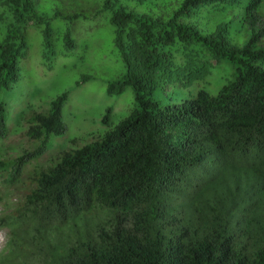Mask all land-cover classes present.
Returning <instances> with one entry per match:
<instances>
[{
    "label": "trees",
    "instance_id": "trees-1",
    "mask_svg": "<svg viewBox=\"0 0 264 264\" xmlns=\"http://www.w3.org/2000/svg\"><path fill=\"white\" fill-rule=\"evenodd\" d=\"M219 3L240 7V42L229 38L232 20L209 32L190 20ZM36 4L0 0L11 15L0 40V91L19 77L28 28L40 31L46 55L52 17L81 16L55 7L44 17ZM95 4V12H107L122 67L105 93L129 89L132 107L109 126L107 106L99 119L104 131L49 153L44 164L32 160L64 132L67 92L46 111L17 113L22 129L13 136L23 143L0 157V264H264L260 0H179L147 11L129 0ZM62 39L73 45L68 32ZM5 121L0 101V140ZM10 189L19 195L12 203Z\"/></svg>",
    "mask_w": 264,
    "mask_h": 264
},
{
    "label": "rangeland",
    "instance_id": "rangeland-1",
    "mask_svg": "<svg viewBox=\"0 0 264 264\" xmlns=\"http://www.w3.org/2000/svg\"><path fill=\"white\" fill-rule=\"evenodd\" d=\"M147 1L151 2L141 4L136 0H129V6L147 11L154 9L155 6L162 8L169 3L174 4L179 0ZM95 2L97 3V0H37L36 9L42 12L44 17L53 16L52 10L55 7L61 8L63 14L77 12L81 16L71 21L57 16L52 17L48 36L51 45L50 51L46 53L47 56L41 45L40 31L35 25L28 28L25 56L19 63V77L8 90L0 91V101L4 103L7 127L5 137L0 140L3 143L2 146L0 144V157L6 153L17 154L16 146L23 143V138L13 136L22 129L21 123L15 124L17 113L46 111L50 99L62 91L67 92L62 107L65 130L60 135L50 137L47 150L37 161L32 160L35 163L44 164L43 161L49 153L78 147L104 131L108 126L100 123L99 119L107 106L111 107L109 126L114 125L132 107L129 89L119 95L105 93L106 82L116 78L122 72V67L113 46V34L111 26L107 23V12H95V9H98ZM259 8L264 17V0H260ZM239 15L238 5L228 6L219 3L199 8L190 20L196 22L202 31L209 32L221 21L235 22ZM10 17V13L0 5V40L6 24L11 20ZM64 32L69 33L73 42L69 48L64 46L62 39ZM242 34V26L238 22L230 25L228 35L231 41L240 42ZM210 62L213 63V60ZM212 73L213 69L211 75ZM211 75L205 76L206 86L215 90L217 84ZM83 76L86 77L83 78ZM77 80L79 83L75 84ZM196 85L191 86L196 87ZM191 92L193 93L192 90ZM73 139L76 144L71 142ZM32 161L25 170L31 168ZM18 198L16 189L8 191L9 203ZM1 203L2 199H0V212L3 210ZM5 239L6 230L0 228V248Z\"/></svg>",
    "mask_w": 264,
    "mask_h": 264
}]
</instances>
